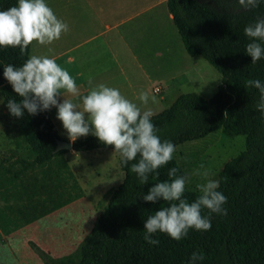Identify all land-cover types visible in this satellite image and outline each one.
<instances>
[{"label":"trees","instance_id":"trees-1","mask_svg":"<svg viewBox=\"0 0 264 264\" xmlns=\"http://www.w3.org/2000/svg\"><path fill=\"white\" fill-rule=\"evenodd\" d=\"M17 0H0V10L16 5ZM166 7L185 51L200 56L220 75L221 84L210 99L197 93L180 94L162 112L152 116L161 140L175 147L202 139L219 129L245 138V150L229 160L218 176L219 188L227 197L223 206L227 215L210 214L211 229H190L187 237L176 241L168 235L155 233L157 245L146 243L144 221L167 203H145L152 184L169 180L168 170L176 168V176L187 174L174 158L153 174L146 185H140L129 165L121 163L122 182L109 191L106 203L89 233L79 244L75 258L66 257L59 264H189L192 253L203 254L198 264H264V118L255 110L259 92L246 87L249 79L264 81V59L251 63L246 55L250 41L244 28L264 19V3L249 10L242 9L238 0H167ZM30 46L21 55L19 48H0V88L4 103L19 97L3 77L9 64L19 67L29 58ZM28 149L12 156L18 178L29 169L45 167L67 151L55 152L59 137L48 112L35 116L24 112L16 118ZM72 151L111 150L95 136L88 135L71 141ZM200 194L185 190L184 198L193 202ZM52 262V259H50Z\"/></svg>","mask_w":264,"mask_h":264},{"label":"rangeland","instance_id":"rangeland-1","mask_svg":"<svg viewBox=\"0 0 264 264\" xmlns=\"http://www.w3.org/2000/svg\"><path fill=\"white\" fill-rule=\"evenodd\" d=\"M64 1L67 0H46L58 19ZM147 1L131 0L130 4L125 0L126 6L131 5L132 9L127 7L117 13L124 19L131 17L129 24L133 28L156 24L162 27L165 52L159 75L160 83L169 91L164 90L166 100L153 115L168 108V102L180 94L194 92L210 99L221 84V75L202 57L190 56L185 51L168 17L166 0H155L157 6L142 10V7L150 8L151 3ZM68 12L74 25L75 8ZM33 51L43 52V46L34 42ZM175 148L173 158L190 178L185 190L199 193L196 185L205 181L194 172L207 170L211 173L209 178L218 180L224 165L245 150V138L219 129ZM27 149L0 92V156L4 157L0 164V264H59L66 257L75 258L79 244L102 212L109 191L122 182L119 156L105 149L67 151L63 158L31 169V185H17L13 177L17 164L11 163L7 156L23 154Z\"/></svg>","mask_w":264,"mask_h":264},{"label":"clouds","instance_id":"clouds-1","mask_svg":"<svg viewBox=\"0 0 264 264\" xmlns=\"http://www.w3.org/2000/svg\"><path fill=\"white\" fill-rule=\"evenodd\" d=\"M261 3L264 0H238L244 10L257 8ZM68 30L69 26L58 19L46 0H17L16 5L0 10V48H19L21 55L34 42L42 46L51 45ZM244 35L250 41L245 51L251 57V63L264 59V19L248 24ZM3 77L20 98L19 101H7L10 115L21 118L27 111L35 116L56 108V119L62 123L70 141L75 142L91 134L103 144L114 146V152L120 154L123 165L136 161L131 163L129 171L140 185L148 184L150 176L158 175V170L173 158L175 145L169 140H161L152 122V111H142L117 88L101 83L91 87L86 95H81L75 79L54 58L37 55L30 56L22 66H5ZM246 87L258 90L259 101L255 110L264 118V81L249 79ZM62 91L80 102L65 98ZM61 95L62 102L58 99ZM138 99L146 105L149 95L141 92ZM152 100L155 102L154 96ZM176 173V168H170L169 180L152 184L146 194L139 195L145 203L163 201L168 205L160 207L144 221V239L150 245L159 243L152 238L157 232L180 241L187 237L190 229L210 230V216L202 215L205 209L210 214L227 215L223 207L227 197L217 190L219 181L209 178V171L194 172L205 182L196 185L200 195L191 203L184 198L190 178L177 177ZM203 259V254L194 252L189 264H198Z\"/></svg>","mask_w":264,"mask_h":264},{"label":"crops","instance_id":"crops-1","mask_svg":"<svg viewBox=\"0 0 264 264\" xmlns=\"http://www.w3.org/2000/svg\"><path fill=\"white\" fill-rule=\"evenodd\" d=\"M128 1L131 4V0ZM147 2L151 3L148 6L150 8L142 7V10L151 9L156 5L155 0ZM64 3L61 4L59 19L69 26V30L62 33L60 39L51 45L43 46V52L34 53L33 44L30 45L29 57L37 55L54 58L75 79L81 95H86L91 87L103 83L119 89L122 95L137 103L142 111L151 110L153 114L156 113L157 107L165 102L166 92L169 91L167 86L160 83L162 78L159 75V72L162 73L165 52L162 27L156 24L149 25L148 28H133L129 24L131 17L124 19L120 17V12L117 13V10L127 7L132 9L131 5L126 6L125 0H67ZM73 7L75 8L74 25L68 12ZM168 17L172 20L170 13ZM147 21L152 22V20ZM135 31L141 32L136 34ZM140 35L145 36L146 39L142 40ZM156 87L162 88L158 94L154 92ZM141 92H147L149 95L146 105L138 99ZM61 94L74 102H80L66 92L62 91ZM62 95L58 98L61 102ZM153 96L155 102L152 100ZM174 100H170L167 105L170 106ZM47 112L58 135L70 141L62 123L56 119L57 109L52 108ZM4 132L7 134V131ZM66 154L59 158H63ZM19 155L21 154L9 153L7 158L11 163L16 164L12 156ZM3 158L0 156V164L3 163ZM15 182L17 185H31V169L15 178Z\"/></svg>","mask_w":264,"mask_h":264},{"label":"water","instance_id":"water-1","mask_svg":"<svg viewBox=\"0 0 264 264\" xmlns=\"http://www.w3.org/2000/svg\"><path fill=\"white\" fill-rule=\"evenodd\" d=\"M62 150H65V151L72 150L71 142L70 141H64V140H57L55 152H59Z\"/></svg>","mask_w":264,"mask_h":264},{"label":"built area","instance_id":"built-area-1","mask_svg":"<svg viewBox=\"0 0 264 264\" xmlns=\"http://www.w3.org/2000/svg\"><path fill=\"white\" fill-rule=\"evenodd\" d=\"M161 89H162L161 87H156L155 90H154V92L158 94V93L161 92Z\"/></svg>","mask_w":264,"mask_h":264}]
</instances>
